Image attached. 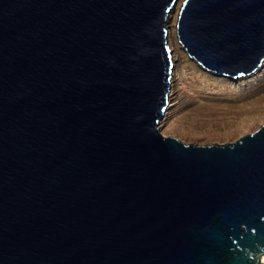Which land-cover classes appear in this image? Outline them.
Instances as JSON below:
<instances>
[{"label":"water","instance_id":"1","mask_svg":"<svg viewBox=\"0 0 264 264\" xmlns=\"http://www.w3.org/2000/svg\"><path fill=\"white\" fill-rule=\"evenodd\" d=\"M175 0H0V264H260L264 122L223 144L158 129ZM218 76L264 61V0H181Z\"/></svg>","mask_w":264,"mask_h":264},{"label":"rangeland","instance_id":"2","mask_svg":"<svg viewBox=\"0 0 264 264\" xmlns=\"http://www.w3.org/2000/svg\"><path fill=\"white\" fill-rule=\"evenodd\" d=\"M178 43L172 40L173 49L168 41L171 57L176 56L172 61V89L158 124L161 134L186 143L223 144L264 122V63L247 76H218L189 58L184 49H178Z\"/></svg>","mask_w":264,"mask_h":264},{"label":"bare ground","instance_id":"3","mask_svg":"<svg viewBox=\"0 0 264 264\" xmlns=\"http://www.w3.org/2000/svg\"><path fill=\"white\" fill-rule=\"evenodd\" d=\"M180 3H181V0H175L174 1V4H173V6H172V9L170 10V12H169V15H168V18H167V23H168V30H167V39H168V41H169V43H170V46H172L173 47V49H174V46L172 45V40H175L176 41V43H177V39H178V37H177V33H176V20H177V15H178V9H179V6H180ZM172 26V27H171ZM176 48V47H175ZM177 48L178 49H182L183 50V48H182V46H181V44L180 43H178V45H177ZM176 56V55H175ZM174 54H172V57H171V59H172V61L174 62ZM263 63H264V61L261 63V65L260 66H262L263 65ZM259 66V67H260ZM202 67V66H201ZM258 67V68H259ZM203 68V67H202ZM257 68V69H258ZM255 72V71H254ZM175 73V72H174ZM177 73V72H176ZM172 86V85H171ZM169 88H171L170 87V85H169ZM172 89V88H171ZM167 99H168V97H167ZM166 109V108H165ZM165 109H164V111H165ZM163 115H164V113H163ZM163 118V117H162ZM159 123H160V121H159ZM260 264H264V255H262L261 256V258H260Z\"/></svg>","mask_w":264,"mask_h":264}]
</instances>
